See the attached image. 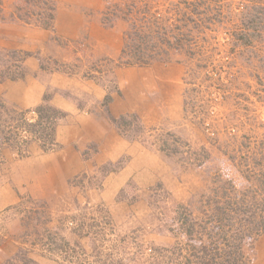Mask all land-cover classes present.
Returning a JSON list of instances; mask_svg holds the SVG:
<instances>
[{"label":"rangeland","instance_id":"obj_1","mask_svg":"<svg viewBox=\"0 0 264 264\" xmlns=\"http://www.w3.org/2000/svg\"><path fill=\"white\" fill-rule=\"evenodd\" d=\"M0 204V264H263L264 0H0Z\"/></svg>","mask_w":264,"mask_h":264},{"label":"crops","instance_id":"obj_2","mask_svg":"<svg viewBox=\"0 0 264 264\" xmlns=\"http://www.w3.org/2000/svg\"><path fill=\"white\" fill-rule=\"evenodd\" d=\"M171 74L172 73H170L169 75H165L163 77H166V78L169 77L170 78V76L173 75V74L172 75ZM174 78L176 80L177 79V75H175ZM138 80H140V79H138ZM175 83H176L175 85H177V81H175ZM174 93H175V95L178 96V99H179V95H178L177 90H175ZM151 94H152L151 85H149V83L148 84L144 83L143 80H142V83H138V88H137L136 92L132 88V92L127 94V95H133L132 99L136 103L134 101L132 103L137 105V107H136L137 110L136 111L139 113V115L143 114L147 118V120H149L148 118L154 116L156 111H157V107L156 108L154 107V110H153L152 107H150L151 106L150 103L149 104L146 103V100H148V98H149V96H151ZM128 100H130V99H128ZM77 116H79V115H77ZM79 122L83 123V122H85V120L79 119ZM76 130H77V127H76ZM69 137H70L71 140H75V138H78L77 137V132H75L73 127H71L70 130H69ZM132 149H136L137 153H136V156H134L135 158L133 159V161H131L129 163V165L127 166V168H126V171L129 174H131L132 171L136 172L138 170H141L143 168V166L145 165V163L143 162L144 158H145L143 153L145 151H143V150L140 151L141 147L139 145H136L135 147L133 146ZM69 154L73 155V152H69ZM74 157L77 158L78 155L76 153H74ZM62 167H63V165H62ZM10 198H12V197H10ZM1 201H2V203H5V201H3V200H1ZM11 201H12V199H11ZM0 205H2V204H0Z\"/></svg>","mask_w":264,"mask_h":264},{"label":"trees","instance_id":"obj_3","mask_svg":"<svg viewBox=\"0 0 264 264\" xmlns=\"http://www.w3.org/2000/svg\"><path fill=\"white\" fill-rule=\"evenodd\" d=\"M49 10H50L49 15H48L49 22L44 26L45 29H47L51 26L52 18H55V15H56V13H55V15L53 16L54 9L52 6H49ZM256 28L257 27H255V29ZM243 38H246V37H243ZM252 40H253V35H252ZM244 43H249V41H246ZM41 110H42V108H40V107L37 108V112H39V117L34 124H30V128L40 129L41 131H45L47 133L46 130L53 128L54 122L57 121V119L59 117H56L57 115L55 114L53 109L49 108V111H51V114L48 116H44V112H43V110L42 111ZM260 229H262V230L264 229V223H262ZM185 232H186L185 235L190 234L189 229L186 230ZM239 239L241 240L240 242L242 244L243 237L237 238V241H239ZM241 244H239L238 248L236 249L237 250L236 253H234V252L231 254L230 253H227V254L224 253L223 256L221 255L220 257H217L219 259V262L217 261L216 264H248L247 260L245 259L244 253L241 251V247H242ZM204 260H205V257H204Z\"/></svg>","mask_w":264,"mask_h":264}]
</instances>
